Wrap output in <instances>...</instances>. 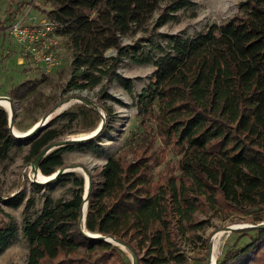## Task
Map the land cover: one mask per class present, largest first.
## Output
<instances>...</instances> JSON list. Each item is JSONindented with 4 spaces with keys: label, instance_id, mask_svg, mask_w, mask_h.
Instances as JSON below:
<instances>
[{
    "label": "trees",
    "instance_id": "16d2710c",
    "mask_svg": "<svg viewBox=\"0 0 264 264\" xmlns=\"http://www.w3.org/2000/svg\"><path fill=\"white\" fill-rule=\"evenodd\" d=\"M41 1L49 5L46 12L36 0L29 4L58 23V37L73 52L70 89L95 88L109 80L127 56L138 64H152L155 71L135 97L141 133L91 174L85 223V180L75 172L59 174L55 180L63 186L73 184L72 197L47 199L34 217L25 219L26 264H133L104 238L126 244L137 253L139 264H189L182 241L201 240L199 232L210 226L208 216L237 215L243 223H264V0H243L227 22L193 37L172 35L149 54L124 45L122 37L144 29L166 0ZM188 5L189 0H172L158 25ZM9 11L8 20L13 15L12 8ZM7 28L0 20V30ZM110 49L117 51L115 57L106 56ZM127 81L120 78L123 85ZM27 84L32 82L16 86L12 93ZM77 109L85 120L96 111L84 104ZM76 119L72 114L71 120ZM108 124L105 118L97 135L43 156L38 162L41 173L49 177L65 168L63 154L68 150L85 144L97 147ZM60 136L51 128L17 138L7 111L0 107V165L17 142H28L27 161L33 162ZM166 149L174 153L175 163L157 171ZM18 232V223L8 215L0 225V254ZM237 232L250 240L228 248L217 264H264V228Z\"/></svg>",
    "mask_w": 264,
    "mask_h": 264
},
{
    "label": "rangeland",
    "instance_id": "374dc122",
    "mask_svg": "<svg viewBox=\"0 0 264 264\" xmlns=\"http://www.w3.org/2000/svg\"><path fill=\"white\" fill-rule=\"evenodd\" d=\"M171 1L166 0L161 3L149 24L142 30H135L123 36L122 43L135 45L140 51L149 54L155 46L166 45L172 35L193 37L213 24L227 22L238 12V4L243 0H189L186 8L172 13L169 22L158 25L159 15ZM36 2L44 12L49 9V5L43 1L36 0ZM11 8L13 15L12 19L8 20ZM26 15L45 16L39 9L32 7L29 0H0V20L6 21V27L9 28L16 18ZM8 28L0 30V97L8 94L14 111L16 109L14 128L20 132H28L39 124L34 132L57 129L61 132V136L56 142L61 143L91 136L94 130H90V125L99 122L96 128L98 129L103 119L109 120L106 132L95 142L97 147L85 144L83 148L76 147L64 152L65 168L57 172L64 173L68 167L76 166L85 167L93 174L100 170L110 157L123 153L137 139L142 129L137 118L135 97L153 80L155 67L152 64H138L131 56H127L121 60L116 75L109 80H103L95 88L70 89L68 83L73 74V52L67 47L64 38L58 39V67L51 73L45 74L28 62L19 61L21 48L9 35ZM153 51V53L157 52ZM116 55L115 49L106 52L108 58ZM120 78L128 80L126 85L121 84ZM29 81L32 82L31 85L27 84L21 90L12 93L16 86ZM76 96L85 97L95 105L85 104L75 98ZM82 104L93 107L99 114L90 111V119L85 120L79 116L77 109V106ZM66 112L77 115V119L72 121V114L62 116ZM49 114L50 118L47 119L46 116ZM99 117H102L101 121H98ZM43 120L45 121L42 123ZM66 145L68 144L59 147ZM28 152L27 141L17 142L9 158L0 165V225L8 220L9 215L19 226L16 237L0 254V264H26L29 247L22 231L25 219L34 217L44 207L47 199L59 202L70 199L73 194L74 187L71 183L63 186L55 180L56 178L47 183L39 182L38 176L42 173L40 170L38 173L30 170L32 161H27ZM127 158L132 159V154L128 153ZM175 160L174 153L166 149L157 171H163L168 163L174 164ZM75 173L85 180L80 171L76 170ZM17 203L18 205L15 206ZM199 217L207 218L204 215ZM208 217H210V226L205 231L199 232L201 240L192 243L182 241V249L189 256V264H209L210 253L206 251V245L209 251L210 246L215 251V254L212 253V258L215 257L217 264L228 248L237 244L242 245L250 240L249 236H241L237 232V229L250 225L241 222L240 216ZM229 227H235L236 230L227 231L226 228ZM219 232H222V235L219 241H216L214 237ZM123 251L125 257L132 261L131 252Z\"/></svg>",
    "mask_w": 264,
    "mask_h": 264
},
{
    "label": "built area",
    "instance_id": "2783aa9c",
    "mask_svg": "<svg viewBox=\"0 0 264 264\" xmlns=\"http://www.w3.org/2000/svg\"><path fill=\"white\" fill-rule=\"evenodd\" d=\"M57 28L58 23L46 16L26 15L13 20L8 30L21 48L23 62L49 74L59 65ZM32 168L33 162L31 171Z\"/></svg>",
    "mask_w": 264,
    "mask_h": 264
},
{
    "label": "water",
    "instance_id": "95a60500",
    "mask_svg": "<svg viewBox=\"0 0 264 264\" xmlns=\"http://www.w3.org/2000/svg\"><path fill=\"white\" fill-rule=\"evenodd\" d=\"M75 98L81 100V101H82L83 103H85V104L93 105V106L95 105L94 103H92V101H90L89 99H87V98H85V97H78V96H76ZM0 99H3V100H7V101H9V103H10L11 106H12V103H11V100H10L9 97L4 96V97H0ZM0 106H1V105H0ZM1 107H2V106H1ZM3 108H4V107H3ZM4 109H5V108H4ZM5 110H6V109H5ZM6 111H7V110H6ZM7 112H8V111H7ZM14 113H15V111H14V108H13V106H12L11 114L9 113V116H10V123H9V124H10L11 132H12V134H13L15 137H17V138H25V137H28V136H30V135H31V134H32V133L38 128V127H37L35 130H33V131L30 132V133H23V134H21V135H16L15 132H14V130H13V128H14L13 121H14V117H15V116H14ZM50 114H51V113H50ZM50 114L46 116L47 119H48V117L50 118ZM44 121H45V120H43L42 123H43ZM104 124H105V119L102 120V124H101V127H100L99 131H98L97 133L91 135V136H88V137H85V138L71 139V140H67V141L61 142V143L55 142V143L51 144L50 146H48V147H47V148H46V149H45V150L39 155L38 159H36L35 161H33V168H32V171L38 173V171L40 170V169H39V165H38L39 160H40L43 156H45V155L49 154L51 151H53V148H55V147H59V146H62V145H64V144H68V143H70V142H76V141H81V140H85V139L91 138V137L97 135V134L102 130V128L104 127ZM77 168H78V167H76V166L68 167L64 173L75 172V171L77 170ZM82 169L88 174V185H87V190H85V194H84V199H85L86 203L83 205V222L85 223V221H86V212H87V208H88V196H89V194H90V190H91V187H92V177H91V173L89 172V170H88L87 168L82 167ZM64 173H62L61 171H59V172H55V173L53 174V178H52L51 180L57 178V176H58L59 174H64ZM243 228H264V223L259 224V225H248V226H245V227H243ZM243 228H242V229H243ZM226 230H227V231H233V230H236V228H235V227H229V228H226ZM87 235L90 236V237H98V238L102 237V236H100V235L92 234V233H90V232H87ZM104 239H106L108 242H110V243H112V244H114V245L120 247L122 250H124V249L120 246V244L123 245V247H125L127 250H129V251L131 252L132 262H133V264H139L137 253H135L133 250H131L126 244H124V243H122V242H120V241H118V240H116V239H114V238H112V239L104 238ZM209 253H210V256H209V264H212L211 261H212L213 248H212L211 246H210V251H209ZM215 264H216V262H215Z\"/></svg>",
    "mask_w": 264,
    "mask_h": 264
},
{
    "label": "bare ground",
    "instance_id": "6f19581e",
    "mask_svg": "<svg viewBox=\"0 0 264 264\" xmlns=\"http://www.w3.org/2000/svg\"><path fill=\"white\" fill-rule=\"evenodd\" d=\"M0 105H1L2 107H4V108L8 111V113L11 114L12 106H11V104L9 103V101H7V100H3V99H0ZM38 126H39V124H38V125H35L32 129L28 130V132H20V131H18L16 128H13V130H14V132H15L16 135H21V134H23V133H30V132H32V131L35 130ZM100 127H101V125L99 126L98 129L94 130L92 133H93V134L97 133V132L99 131ZM77 170L80 171V172L82 173V175L85 177V190H87V185H88V174H87L82 168H78ZM38 177H39V182H41V183H47V182L51 181V179L53 178V175L47 177V176H44V175H42V174H39ZM221 235H222V232H219V233H217V234L215 235L214 238L216 239V241L220 238ZM218 241H219V240H218ZM120 246H121L124 250L127 251V249H126L125 247H123V245L120 244ZM215 246H216V245H215ZM213 252H214V254H215V251H213ZM212 264H215V257L212 258Z\"/></svg>",
    "mask_w": 264,
    "mask_h": 264
},
{
    "label": "crops",
    "instance_id": "0c3cea01",
    "mask_svg": "<svg viewBox=\"0 0 264 264\" xmlns=\"http://www.w3.org/2000/svg\"><path fill=\"white\" fill-rule=\"evenodd\" d=\"M13 10V9H12ZM20 62H23V59H22V57H20V60H19ZM6 96H8V97H10L8 94L6 95ZM20 131V130H19Z\"/></svg>",
    "mask_w": 264,
    "mask_h": 264
}]
</instances>
